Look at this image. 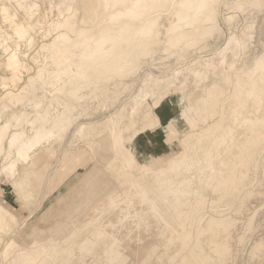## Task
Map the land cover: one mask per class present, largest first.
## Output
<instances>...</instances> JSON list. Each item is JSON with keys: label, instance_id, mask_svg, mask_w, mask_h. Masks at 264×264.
<instances>
[{"label": "bare ground", "instance_id": "6f19581e", "mask_svg": "<svg viewBox=\"0 0 264 264\" xmlns=\"http://www.w3.org/2000/svg\"><path fill=\"white\" fill-rule=\"evenodd\" d=\"M52 1H55L57 17L55 14V19L48 21L49 15L41 14L42 17L38 18V14L33 22L32 15L41 11L35 12L39 4L29 0H0V21L7 24L2 27L0 22V156L4 158L0 163V176L15 177L12 181L15 191L30 207L28 215L20 223L0 203V232L9 233L0 251V264H69L68 260L71 264L77 252H92L93 246L100 242L104 257L94 258L90 263L89 259L86 261L89 264H121L122 255L116 238L107 239L109 234L106 230L112 232L114 228L106 226L108 228L105 229L102 216L118 209L120 214L115 216L119 218L116 219L125 220L134 202L144 206L153 221H161L160 225L163 223L161 230L156 223L160 231L156 230L161 232L159 236L166 233L163 237L165 251L178 243L177 247L174 245L176 250L172 248V252L175 251L168 256L169 259H164L169 260L168 264H228L234 257L232 241L240 222L236 223L237 218L230 214L222 215L224 211L230 213L231 208L221 209V213L216 207L220 203L237 201L235 212L249 210L252 213L255 211L253 204L264 199V37L260 38L263 44L257 41L260 35H264V28L261 29L263 17V26H258L261 25L259 18V22H255L258 28L256 25L252 28L253 24H250L255 17L262 16L264 0L46 2ZM11 2L22 10L20 18L18 9L9 12ZM220 5L226 8L224 20L227 23H232V19L241 14L240 10L243 17L244 11L251 9L252 12L253 9H262V13L255 11V15L252 14L254 20L249 24L246 21L245 25V20L237 18L238 22L243 21L244 26L240 31L238 27L239 32L222 34L224 37H220L224 42L221 41L222 45L216 49L218 52L211 54V45V50L207 49L210 52L181 63L170 75L160 77L148 69L136 77L148 56L151 58L157 54L151 61L163 60L161 63L170 57L182 59L189 55L185 56L190 49L204 48L208 38L219 36L226 27L222 28L217 19ZM36 25L37 28L38 25L43 27V38L35 44L38 49L35 48L30 57L36 62L34 72H31L27 56L20 52L19 44L24 41L27 42L24 45H34L36 34L32 32ZM254 29H261L263 33L256 30L260 32V35L256 34L257 38L253 34ZM37 39L35 41L39 42ZM252 39L256 40L255 44ZM213 41L216 42L215 39ZM250 43L254 45L250 47ZM151 61L148 63L154 64ZM1 63L4 69H1ZM166 64L168 62L161 66H168ZM209 70L220 76L205 87L212 97L211 112L217 117L214 120L207 116L206 100L202 96L196 98L194 89L186 90L189 81L198 87ZM111 82L121 83L122 88L133 85L136 91L117 109L98 119L89 118L90 113L87 112L93 108V103L89 104L92 99H96L95 108H100H94L91 114L100 113V109L102 112L101 105L116 101L118 90ZM170 86L172 90L181 92L185 99L180 116L190 129L178 140L180 148L177 151L169 150L164 155L152 153L147 162L139 163L131 143L141 131L153 130L159 125L155 109L162 97L168 96ZM148 96L154 101H147ZM126 106H129L127 113L123 112ZM82 115L87 120L74 123L70 137L79 142L78 147L76 145L77 148L72 149H80L74 153L66 149L61 153L58 178L62 180L68 174L67 170L74 166H85V161L90 163L76 174L77 180L58 197V203L47 207L28 225V219L41 209L42 202L49 195L47 190L43 199L34 201V189L41 184L44 154L55 152L52 143L57 141L60 145L69 128V119L74 122ZM236 127L243 129L239 136H236ZM252 168L258 174L255 181L262 186L258 192L251 190L248 182L245 184ZM6 172L9 174L5 175ZM207 190L214 193V197L217 194L216 198L207 199ZM35 203L39 204L32 209ZM206 206L210 208L207 217L203 212ZM131 214L132 219L138 218L137 223L143 221H140L142 214L140 216L139 210ZM21 224L29 228L19 226ZM156 230L152 229L153 232ZM85 233L86 236L83 235ZM157 236L156 239L159 238ZM255 241L251 254L263 255L264 232L257 235ZM261 260L260 257V263H263Z\"/></svg>", "mask_w": 264, "mask_h": 264}, {"label": "rangeland", "instance_id": "374dc122", "mask_svg": "<svg viewBox=\"0 0 264 264\" xmlns=\"http://www.w3.org/2000/svg\"><path fill=\"white\" fill-rule=\"evenodd\" d=\"M29 1H31V2H36V4L38 5L39 4V6L37 7V11H35V12H39L40 10V12H42V13H35V15L33 14L32 15V18H31V21H33L34 22V20L35 19H37V15L39 16L38 18H41L43 15H45L46 17L49 15V16H51V17H49L48 16V18H47V20L48 21H51L53 18H54V16H55V14L57 13V11H56V6H55V1H52V2H50V3H53V4H50L49 2L47 3L46 1H50V0H29ZM223 1V0H222ZM13 4V5H12ZM51 5V7L53 8V10H54V8H55V12L52 10V8L51 9H49V7H50V5ZM53 5V6H52ZM13 6H14V8H13ZM15 6H16V8H15ZM44 6V7H43ZM221 7H219V10H218V17H217V19H218V22H220L221 23V26H222V28H224L225 27V25H226V27L224 28V29H222V31L224 32H222L219 36H213V38L216 40V42L215 43H213L214 41V39L212 38V37H210V38H208L207 39V44H206V46L205 47H207L206 49H204L203 47H195V48H192V49H190L186 54H185V56L186 55H188V56H186V57H183L182 59H175L174 57H170L169 59H164V62H168V64H166V65H168V66H161L162 65V63H164V62H162L161 63V61H163V60H157L156 62H157V64H155L156 62L155 61H153V63L154 64H152V63H148L149 61H151V59L152 58H154L155 57V55H157V54H155L154 55V57H153V55H152V57L151 58H149V56L147 57V59H145L146 60V63H142L143 65H140L141 67H139V69H138V73H137V76L136 77H138L139 75H141V73L143 74L145 71H147L148 69H149V71H152V73L153 74H157L158 76H160V77H165L166 75H170V73L172 72V70L174 69V68H176V67H178V65L180 66V65H182L181 63H184L185 61H187V60H191V59H193V58H195V57H197L199 54L201 55V54H204V53H208V52H210L209 50H207V49H210L211 50V45H212V50H211V54L215 51V52H218V51H216V49L219 47V46H221L222 44V42L221 41H223V39L221 38V37H224V36H226V35H228L229 33H231V31L233 32V31H236V32H239L240 30H241V27H243L245 24H246V21H247V23L249 24L252 20H254V16L253 15H255V11L256 12H258L259 11V8H257V9H253V12L251 11H244V13H247V14H244L243 13V15H244V17L246 16V17H249V19L250 20H248V18H244L243 16H241L242 15V12H241V10L239 11V13H241V14H239L238 13V11H236L237 12V14H239V16L237 15V17L235 16L234 17V19L235 20H233L232 19V23H233V21H236V22H234V24L237 26H235L234 24H233V26L231 27V24L232 23H227L225 20H224V16L226 15L225 13H227V11H226V8L223 6V5H220ZM40 7V8H39ZM48 7V8H47ZM222 7H224V9L222 8ZM13 8V9H12ZM39 8V9H38ZM43 8H45V9H43ZM48 10H51V11H48ZM262 9L264 8V6L263 7H261ZM17 10V13L18 12H20V13H18V18H20L22 15H23V13H22V10L21 9H19V7L16 5V4H14L13 2H11V6H10V9H9V12H12V11H14V10ZM262 9H260V13H262V16L260 15V13H258L260 16H258V17H255V20H254V22H252V23H250V24H253V27L252 28H254L255 27V25H256V28H258V26L260 27V26H263L262 25V21L264 20V11H262ZM21 10V11H20ZM44 10H46L45 12H44ZM262 11V12H261ZM44 12V13H43ZM50 12H52V14L50 13ZM54 12V13H53ZM236 12H234L235 13V15H236ZM248 12H250L251 13V15L250 16H252V17H250V16H248ZM20 14V15H19ZM41 14H42V16H41ZM51 14V15H50ZM253 14V15H252ZM258 14H256V16L258 15ZM0 16H1V13H0ZM41 16V17H40ZM53 16V17H52ZM46 17H45V19H46ZM57 17V14H56V16H55V18ZM222 17H223V19H222ZM243 17V18H242ZM263 17V20L261 19ZM54 18V19H55ZM237 18H239V19H243V21L245 20V22H244V25H243V21H241V22H238L239 21V19H237ZM257 18V19H256ZM258 18L260 19V21H261V25L259 24L258 26H257V24H255V22H256V20H258ZM1 21H2V19H0ZM224 20V21H223ZM0 21V22H1ZM224 22H226V23H224ZM259 22V20L257 21V23ZM241 23H242V25H241ZM264 23V22H263ZM1 24H2V27H4L5 25H7V24H5V23H3V22H1ZM5 24V25H4ZM40 24V23H39ZM42 24H44V23H42ZM227 24H229L230 26L228 27L227 26ZM4 25V26H3ZM239 25H241V26H239ZM42 26H40V25H38V28H37V25L35 26V28L36 29H34L33 31L35 32H32L33 33V35L34 34H36V35H34V41L32 42V43H34V45L35 44H39L40 42H41V40H42V34H43V31H42V29H43V27L41 28ZM238 27L240 28L239 29V31H238ZM41 28V29H40ZM237 30H236V29ZM262 28H264V26L263 27H261V29ZM41 31H40V30ZM233 29V30H232ZM235 29V30H234ZM261 29H254V35H255V37H259L258 35H256V34H259L260 32H258V31H260ZM36 30V31H35ZM256 30H258V31H256ZM264 30V29H263ZM263 30H261V32L263 31ZM39 31V32H38ZM230 31V32H229ZM257 33H256V32ZM38 32V33H37ZM252 32H253V30H252ZM264 32V31H263ZM262 32V33H263ZM234 33V32H233ZM38 34V35H37ZM222 34H224V36H221ZM260 35V34H259ZM263 35V34H262ZM262 35H260V37H259V40H257V41H259V43L261 42L260 40V38L261 37H264V35L262 36ZM221 36V37H220ZM220 39H219V38ZM254 37V36H253ZM13 39H16V37H12ZM37 39V41L40 39V41L39 42H36L35 40ZM219 39V40H218ZM256 39V38H255ZM251 40V42H253L254 44H255V42H256V40ZM255 41V42H254ZM220 44H219V43ZM224 42V41H223ZM262 42H264V40L262 39ZM261 42V43H262ZM20 43H22V44H19V46H21L20 48H19V50H21L20 52L22 53V54H26V58L28 59V62H29V65H30V71L31 72H34V68L36 67V62H34V61H32L31 60V56H33V54L35 53V51H36V49L35 48H37V46L38 45H33V44H25L24 45V43H27V42H20ZM213 43V44H212ZM209 44V45H208ZM251 44V43H250ZM254 44H251V45H249L250 47H252ZM263 44V43H262ZM30 46V47H29ZM217 46V47H216ZM33 48H34V50H33ZM200 48V49H199ZM203 48V49H202ZM38 49V48H37ZM195 50V51H194ZM205 52H204V51ZM218 50V49H217ZM33 51H34V53H33ZM202 51V52H201ZM25 52V53H24ZM32 52V53H31ZM200 52V53H199ZM27 53H28V55H27ZM31 53V54H30ZM196 53V54H195ZM206 53V54H207ZM228 54H229V52H228ZM2 55V51H1V49H0V56ZM191 56V57H190ZM201 56H203V55H201ZM172 58V59H171ZM190 58V59H189ZM150 59V60H149ZM144 60V61H145ZM155 60V59H154ZM169 60V61H168ZM151 61V62H152ZM158 61H159V63H158ZM148 63V64H147ZM146 64V65H145ZM160 64V65H159ZM153 65V66H152ZM160 66V67H159ZM224 66L227 68L228 67V64H227V62H225V64H224ZM140 68H141V71H140ZM160 68V69H159ZM1 69H4L3 68V64L1 63ZM144 70V71H143ZM163 74H165V75H163ZM220 76L218 75V76H216L214 73H212L211 72V70H209L206 74H205V76L202 78V81L200 82V84H199V86L198 87H196L195 88V86L189 81V82H187V84H186V90H193L194 89V96L196 97V98H201L200 96H202L205 100H206V105H208V114H207V116H208V118L209 119H212V120H214V119H216L217 117L214 115V113L213 112H211V105H210V99L212 98V97H210L209 96V93L208 92H206V90H205V87H206V85L207 84H209V83H211V82H213V81H215L216 79H218ZM111 83H114L113 84V86L115 87V89H117L118 91L116 92V101L114 102V104L112 103H108L107 105H105V106H102L101 105V107H102V112H101V109L99 110L100 111V113H97L96 114V112H95V114L94 113H92L91 114V111L92 112H94L93 110H95L96 108H95V105L97 104V102H96V99H92L91 100V102L89 103V104H92V107L93 108H90L89 110H88V112L87 113H90V117L89 118H93V119H98V117L100 118L103 114H107V113H109V112H111V111H113V110H115V109H117V107H118V105L120 104V103H122L126 98H128L130 95H131V93H134L135 91H136V89L134 88V86L133 85H131L130 87H127V88H122V84L121 83H118V82H111ZM86 91V90H85ZM176 91V90H175ZM174 90H172V86H170L169 87V89H168V96H164V97H162V101L159 103V105H158V107H156V112H157V114L159 115V120H160V123H159V125L158 126H156V128H154L153 130H146V131H141L134 139H133V141H132V143H131V147L133 148V151L135 150V152H134V154H135V156H136V159H137V161L139 162V163H143V162H147L148 160H149V158H150V155L152 154V153H154L155 155H164V154H167V153H169V150H170V152L171 151H177L179 148H180V145H178L179 144V142H178V140L180 139V138H182L183 136H182V134L184 133H187L188 131H189V126H188V124L184 121V119L180 116V110H181V108L183 107V105L186 103L185 102V99L183 98V96H182V94H181V92H179V91H176L175 92ZM149 100H151V101H154L151 97L149 98V96H148V98H147V101H149ZM93 101V102H92ZM171 102V103H170ZM181 104H180V103ZM97 107V106H96ZM129 106H126V108H124V110H123V112H126L127 113V108H128ZM95 108V109H94ZM100 108V107H99ZM99 108H97L96 110H98ZM86 113V112H85ZM83 115L85 116V114L83 113ZM79 116V118H76L75 119V121L74 122H72L71 121V119H69V122L68 123H70L69 124V128L67 129V132H66V135L63 137V139H62V142L60 143V145H58L57 143V141H53V143L52 144H54V148H55V152L53 153V154H44V158H43V162H41V171H42V174H41V177H40V179H41V184H39V185H37L36 187H35V189H34V201H36V200H39L40 198L41 199H43L44 197H45V195H46V191L48 190L49 191V195H48V197H46L45 198V200L42 202V206H41V209L37 212V213H35V215L34 216H32L30 219H28V225H29V222H34L36 219H37V217L39 218V216L41 215V212L42 211H44L47 207H54L57 203H58V197L62 194V193H64L66 190H67V188L68 187H70V185H72V184H74V182L77 180V173H79L80 171H83V170H85L86 169V167H88V164L90 163L89 161H85V162H83L84 164H85V166H82V165H80V166H77L76 168H75V166L72 168V170H70V169H68L67 170V175L64 177V178H62V180L61 179H59L58 178V173L60 172L59 171V169H60V163H59V158H60V155H61V153L64 151V150H68V151H70V152H78L79 151V149L80 148H78V150L77 151H75V150H73V149H75L74 147H76V145H77V147H78V144H79V142L78 141H75V137H73V139L71 138L70 139V137H72V135H73V133H72V131L71 130H74V129H72V127H73V124L74 123H79L80 121H85V120H87V119H85V117L84 116ZM88 115V114H87ZM87 115H86V118H87ZM95 115V116H94ZM92 116V117H91ZM238 128H240V127H238ZM238 128L236 127V136H239L243 131V129L242 128H240L239 130H238ZM171 129H174V132L173 133H171ZM241 130V131H240ZM238 131H239V134H238ZM183 134V135H184ZM182 136V137H181ZM71 144V145H70ZM57 145V148L55 147ZM67 146V147H66ZM71 147V148H69V147ZM66 147V148H65ZM72 147H73V149H72ZM76 147V148H77ZM64 148V149H63ZM149 154V155H148ZM228 155H230V153H228ZM228 155H227V157H228ZM2 160H3V162H4V158H3V156H0V163L2 162ZM9 160H11V159H9ZM19 165H20V163H18L17 164V166L19 167ZM87 165V166H86ZM56 169H58V170H56ZM255 168H252V169H250V172H249V176L247 177L248 179L246 180V182H245V184L248 182L249 184H250V188H251V190H253V191H261V189H262V186H260V184H258V182H256L255 181V178L258 176V174H257V172L254 170ZM68 171H70V172H68ZM9 174V172H6L5 173V175L6 174ZM51 175V176H50ZM15 177H13L12 179H10V178H7L6 176H4V177H1L0 176V203L2 204V205H4L8 210H10L17 218H18V221L20 222V223H22V220L28 215V211H30V207H28L25 203H23L22 202V200L20 199V197L17 195V193H16V191H15V187L13 186V183H12V181H13V179H14ZM259 186V187H258ZM260 187H261V189H260ZM49 188V189H48ZM208 191V192H207ZM206 191V198L207 199H211L212 197H213V199H215L216 198V196H217V194L215 195V197H214V193H211V191L210 190H207ZM210 191V192H209ZM213 196H212V195ZM57 200V201H56ZM33 201V202H34ZM56 201V202H55ZM56 203V204H55ZM39 203H35L34 204V207L32 208V209H34V208H36L37 207V205H38ZM134 204L135 205H133V207H130L129 208V210H128V212H129V216L128 217H126L125 218V220H124V218L122 219V218H120V222L121 223H119V221L117 220V219H119V218H117V217H115V216H118L119 214H120V212H119V210L118 209H115V210H113V211H109L107 214H109L110 212L111 213H114V214H109V216L111 217H109V216H107V214H103V216H102V222L104 223V224H107V223H111V224H107V225H104L103 223V226H104V228L105 229H107L109 226L111 227H113L114 229H112V227L110 228L109 227V229H112L113 231L112 232H110L111 230H106L107 232H108V234L109 235H111V236H109L108 235V237H107V239H109L108 241H111V240H114L115 238L117 239H115V242L116 243H118L117 245H118V250H119V252H121V255H122V262H121V264H136V262H140V263H138V264H160V262H161V264H168V261L169 260H164L165 259V257H166V259H169V255L170 254H173L174 253V251L176 250L175 248L177 247V245H178V243H175L174 245L176 246H174L173 245V247L171 246V248L170 249H168V250H166L165 251V247L163 246V240H164V238H165V234L166 233H164V235L163 234H161V236H159L160 235V233H157V230L156 229H160L161 230V225H163V223L160 225L159 223H161V221H159V222H157V221H153V217H152V215H151V213L150 212H146V210H145V207L144 206H142L141 204L139 205V203H137L136 204V202H134ZM237 201H235V202H233V203H228V204H226V203H220L219 204V206H217V207H219V208H217L216 207V210H220L219 212H221L222 213V210L224 209V210H229L230 208V210H229V212L230 213H228V212H226V211H224V213L222 214V215H229V216H232V217H234L237 221H236V223L237 222H240V223H237V224H240V225H237L238 226V228H239V226H240V228H239V230H235V235H237V236H235L234 235V240L232 241L233 242V244H232V247H231V253L234 255V257L232 258V259H230L229 260V263L228 264H261L260 263V257H261V259L264 261V259L262 258V256L264 255V253H263V255H258V254H256V255H252L251 254V250H252V248H253V246H254V244L256 243V241H255V238H256V236L257 235H259V234H261V233H263L264 231V199L261 201H259V203H255V204H253V205H255V211L254 212H252V213H249L250 211L249 210H247V211H244L245 213L243 214V211H236L235 212V207H237ZM26 207H25V206ZM50 205V206H49ZM121 205V207H125V205H122V204H120ZM138 207H137V206ZM32 206V205H31ZM143 207V209H141L142 207ZM235 206V207H234ZM136 207V208H135ZM141 207V208H140ZM208 206H206L205 208L206 209H204L203 210V212L204 213H206V215H205V217H207V215L208 214H210V208L208 207ZM135 210H134V209ZM229 208V209H228ZM232 208H234V209H232ZM139 210V214H140V216H141V214H142V216L141 217H139L141 220L140 221H142V219H143V223L142 222H140V223H137L136 222V220L138 219H132V218H134V217H132V212L134 213V212H136V211H138ZM222 209V210H221ZM140 210H143V211H140ZM232 210V211H231ZM237 210V209H236ZM117 211L119 212V213H117ZM145 211V212H144ZM142 212V213H141ZM143 212H144V214H143ZM237 212H239V213H237ZM241 212V213H240ZM249 214H247V213ZM236 213V214H235ZM118 214V215H117ZM145 214H147V215H145ZM233 214V215H232ZM236 215V217H235V215ZM248 216H247V215ZM104 215H106V216H104ZM114 215V216H113ZM144 215V216H143ZM238 215V216H237ZM242 215H244V216H242ZM209 216V215H208ZM239 216L241 217L242 216V218H239ZM120 217V216H119ZM130 217V218H129ZM117 218V219H116ZM149 218H152V220L151 219H149ZM243 218H245V219H243ZM112 219V220H111ZM131 219V220H130ZM146 219L148 220L147 221V223H149V224H147V223H145L146 222ZM117 220V221H116ZM128 220V221H127ZM133 220H134V222H133ZM149 220H151L152 221V223H151V221H149ZM111 221V222H110ZM126 221V222H125ZM132 221V222H131ZM132 224H131V223ZM155 222V223H154ZM127 223H128V226L129 227H127ZM130 223V224H129ZM134 223V224H133ZM143 225H142V224ZM148 226V227H146L145 228V224ZM156 223H158L157 225L159 226L158 228H156ZM114 224V225H113ZM139 224V225H138ZM154 224V225H153ZM28 225H25V224H21V225H19V226H21V227H25V228H29L28 227ZM123 226L122 228H121V226ZM131 225V226H130ZM133 225H134V227H133ZM135 225H138V226H135ZM142 225V226H141ZM106 226H108L107 228H106ZM140 226V227H139ZM151 226V227H150ZM132 227V228H131ZM137 227V228H136ZM142 227V228H141ZM149 227H150V230H147V229H149ZM121 228V229H120ZM131 228V229H130ZM138 230H136V229ZM143 228H145L144 230H143ZM236 229H237V227H235ZM152 229L153 230H156V231H152ZM158 229V232L160 231ZM119 230V231H118ZM133 230V231H132ZM141 230V231H140ZM143 231V232H142ZM145 231V232H144ZM238 234H237V233ZM12 233H13V231H12ZM126 233H128V234H126ZM129 233H131L130 234V236H128L129 235ZM153 233V234H152ZM155 233H157L156 235H155ZM5 232H0V235H1V237H2V239H1V243H0V251H1V249H2V246H4L3 245V243L5 244V240H6V237H7V235L9 234H6ZM123 234H125L124 236H123ZM159 234V235H158ZM84 236H86V233L85 234H83ZM82 235V236H83ZM88 236H89V234H87ZM113 235V236H112ZM129 237V239H128V237ZM153 235H155V237L153 236ZM159 236V238H157L156 239V236ZM168 235V234H167ZM82 236H81V238H82ZM133 236H135L134 238H132ZM157 236V237H158ZM110 237H112V238H110ZM122 237H123V239H122ZM127 237V239L125 240V238ZM164 237V238H163ZM4 238V239H3ZM155 238V239H154ZM237 240H236V239ZM121 239V240H120ZM138 240V241H136V240ZM154 239V240H153ZM122 240H124V241H122ZM158 240H160L159 241V243L160 244H157L158 243V241L156 242V241ZM236 240V241H235ZM106 241V240H105ZM131 241V242H130ZM152 241V242H151ZM155 241V242H154ZM136 242H138V244L136 243ZM235 242V243H234ZM102 242H100L99 244H101ZM104 243V242H103ZM99 244H96L97 246H93V250H92V252H87V253H84V254H80L79 252H77L76 254H75V258L73 259V261L75 262H73L72 261V263L71 264H79L80 262L81 263H85V264H89L90 262H91V260H93L94 258L95 259H100V258H103L104 257V253L102 252V248H100V247H103V244H101V245H99ZM144 244V245H143ZM177 244V245H176ZM141 245H142V248H141ZM155 246V249L153 248L154 246ZM233 245H234V247H233ZM138 246H140V247H138ZM143 246H147L148 248H146V247H143ZM151 246H152V248H151ZM158 246V247H157ZM160 246V247H159ZM162 246V247H161ZM159 249H157V248ZM140 249L141 248V250H138L137 251V249ZM145 248V249H144ZM172 248L173 249H175L173 252H172ZM74 249H75V246H74ZM94 249H96V250H94ZM150 249H154V250H151L150 251ZM234 249V250H233ZM11 250H12V247H11ZM134 250H136V251H134ZM144 250V251H143ZM145 250L147 251V250H149V251H147V252H150V253H145ZM171 250V251H170ZM95 251V253H93ZM134 251V252H133ZM143 251V252H142ZM159 251V252H158ZM170 253H169V252ZM139 252V253H138ZM163 252H165L164 254L165 255H163ZM143 254V256L141 255V254ZM158 253H159V255H158ZM162 253V254H161ZM262 253V252H261ZM94 254V255H93ZM136 254V255H135ZM138 254H140V256L138 255ZM152 254V255H151ZM160 254H161V256H160ZM138 255V256H137ZM144 255H146L145 256V259H143V257H144ZM148 255H149V257H148ZM157 255V256H156ZM232 255V256H233ZM89 256H94L93 258H91L90 259V257ZM124 256V257H123ZM136 256V257H135ZM154 256H156V257H154ZM161 257L160 259L163 261H160V259L158 258V257ZM264 257V256H263ZM136 258H138V260H136ZM147 258V259H146ZM155 258H156V260H155ZM79 259H81V260H79ZM85 259V260H84ZM89 259V260H88ZM141 259H143L142 261H141ZM158 259V260H157ZM79 260V261H78ZM86 260H88V262L86 261ZM261 260V261H262ZM76 261H78V262H76ZM153 261V262H152ZM154 261H155V263H154ZM166 263H165V262ZM87 262V263H86ZM68 263L70 264V261L68 260ZM80 263V264H81ZM97 263V262H96ZM262 264H264V262L262 263Z\"/></svg>", "mask_w": 264, "mask_h": 264}]
</instances>
